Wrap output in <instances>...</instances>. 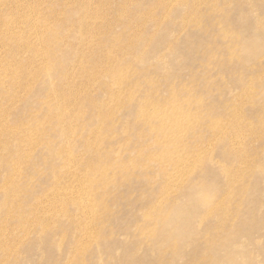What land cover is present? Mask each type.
Listing matches in <instances>:
<instances>
[{"label":"rangeland","instance_id":"374dc122","mask_svg":"<svg viewBox=\"0 0 264 264\" xmlns=\"http://www.w3.org/2000/svg\"><path fill=\"white\" fill-rule=\"evenodd\" d=\"M15 1L0 264H264V0Z\"/></svg>","mask_w":264,"mask_h":264},{"label":"bare ground","instance_id":"6f19581e","mask_svg":"<svg viewBox=\"0 0 264 264\" xmlns=\"http://www.w3.org/2000/svg\"><path fill=\"white\" fill-rule=\"evenodd\" d=\"M13 1H14V3L16 2L15 0H13ZM13 6H14V5H13ZM27 12H28L27 14H28L29 19H33V18H34V16H33V13H34L33 9H32V8H29V9L27 10ZM31 27H32V29H34L33 32H34L35 34H39V28H38V26H37L34 22H32ZM8 30H9V29H5L2 33L5 34L6 31H8ZM9 35H10L11 37L14 38L13 43H14L15 45H16L15 42H18L19 40H22L21 38H18V39L15 40V36H12L11 32H9ZM38 36H39V35H38ZM36 37H37V36H36ZM31 42H33V43H37V42H38V39H37V38H34V39H32ZM5 69H6L5 64H4L3 60L0 59V74H3V71H4ZM167 111H168V110H167ZM167 126H169L168 121H164V123H162V125H161L160 128L165 129ZM67 164H69L68 161H67Z\"/></svg>","mask_w":264,"mask_h":264}]
</instances>
